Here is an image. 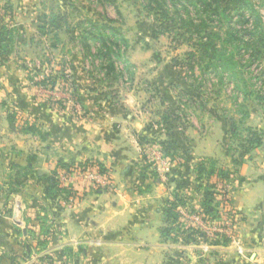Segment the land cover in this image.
<instances>
[{
    "label": "rangeland",
    "instance_id": "obj_1",
    "mask_svg": "<svg viewBox=\"0 0 264 264\" xmlns=\"http://www.w3.org/2000/svg\"><path fill=\"white\" fill-rule=\"evenodd\" d=\"M147 1L116 0L114 6L104 7L93 0H0V32L5 33L2 30L7 27L8 41L4 44L10 50L0 54V65L10 63L23 68L36 97L49 104L63 102L77 117L83 112L80 91L85 92L87 103L100 105L98 113L109 108L127 116H144L148 123L144 152L152 164L153 177L165 184L172 165L180 158L175 153L176 143L171 144V135L180 137L185 128H190L202 136L205 144L221 148L225 156H212L202 162L209 169L210 161H217L216 168L228 170L230 179L217 173L200 183L202 189L213 186L210 191L216 218L205 220L204 206L198 212L189 203L180 206V220L172 228L170 239L163 237L159 243L165 247L169 264L246 263L251 259L246 247L257 245L258 239L246 237L249 223L237 208L233 189L236 174L247 157L246 139L251 137L247 129L261 134L264 142V54L254 58L256 46L229 38L225 23L216 20L210 29L224 39L216 42L219 53L210 61L200 54L195 46L198 40L181 18L165 17L156 5L150 8ZM250 2L261 17L260 32L264 33V0ZM230 17L237 31L254 27L252 21L239 23L234 11ZM245 17L250 19V14L246 12ZM89 19L115 27L128 41L121 52L132 67L123 77H106L93 43H88L90 49L83 47L84 23ZM225 49L228 58L234 56L235 64L230 66L233 78L224 75V70L207 69L215 65ZM190 53L195 56L190 57ZM219 130L224 134L221 139L217 136ZM159 152L167 165L162 175L156 170L158 161H162ZM75 186L82 191L81 185ZM108 187L114 188L112 179ZM81 200L77 199L75 207ZM61 202L64 208H73ZM222 229L223 234L216 233ZM193 231L197 234L191 236ZM262 260L264 264V253Z\"/></svg>",
    "mask_w": 264,
    "mask_h": 264
},
{
    "label": "crops",
    "instance_id": "obj_2",
    "mask_svg": "<svg viewBox=\"0 0 264 264\" xmlns=\"http://www.w3.org/2000/svg\"><path fill=\"white\" fill-rule=\"evenodd\" d=\"M35 94L23 68L0 65V264H27L43 255L54 264H169L159 243L166 204L180 182L188 206L203 207L195 168L224 151L185 128L171 138L180 158L165 184L145 158L144 116L109 108L98 113L100 105L87 103L80 91L83 112L77 117ZM89 160L110 171L112 190L91 189L70 209L49 197L48 179L60 163ZM235 180L236 205L249 223L246 237L258 239L252 247L248 242L251 259L242 263L262 264L264 145L247 154Z\"/></svg>",
    "mask_w": 264,
    "mask_h": 264
},
{
    "label": "trees",
    "instance_id": "obj_3",
    "mask_svg": "<svg viewBox=\"0 0 264 264\" xmlns=\"http://www.w3.org/2000/svg\"><path fill=\"white\" fill-rule=\"evenodd\" d=\"M116 0H93L94 3H97L100 6H114L116 4ZM147 4L151 8L153 5L158 7L165 17H179L182 19L183 23H186L188 26L189 32L194 36L198 42L195 46L199 49L200 54L203 55L204 58L213 61L216 59L217 54L219 53L216 42L218 40H222L223 35L219 32L211 31V27H215V21H219L222 25H226V33L229 38H235L241 43L245 45H251L255 47V53L253 57L258 58L262 57L264 54V33L260 32V23L261 17L259 13L255 10L253 4L250 0H148ZM231 11L236 12V15L239 18V23L246 24L249 21L253 23V29L249 31H237L233 27V21L231 16ZM248 12L250 14V19H246L245 13ZM86 28L84 29V43L83 47L90 49L89 42H92V46L96 48V57H100L103 61L101 69L105 71V75L108 78L114 77L117 79L119 77H123L125 71H128L132 65H130L125 57V54L121 52L122 45L128 47V41L120 35L118 30L109 25V24H99L93 20H87L84 23ZM4 32H0V54L6 55L10 52L9 46L4 44L8 41L5 37H7L8 30L7 27H3ZM224 39V38H223ZM228 42V41H225ZM227 49H225L224 53L221 54L220 59L211 64L207 69H213V72L224 70V75H229L231 78L234 77L232 73V69L230 66H234L233 62V54L231 58H228ZM190 57H194L195 53H190ZM219 57H217L218 59ZM124 64L123 68H120L119 65ZM54 106H59L61 108H65L63 102L54 101L51 103ZM249 133H251V137H248L246 143L249 144V147L245 149V154L251 153L255 148L264 145L262 141V135L257 131H253L251 129H247ZM173 138V135H171ZM146 143V139H143L142 144ZM176 143V141L172 140L171 144ZM164 146H167V143H163ZM244 148V147H243ZM147 161V155H145ZM152 164H149V168ZM216 165H218L217 161H210V167L207 169V164L202 162L197 167V182L201 183L204 181V177L211 178L215 174H220L221 178L225 180L230 179V172L224 169H217ZM83 167V168H97L100 174L105 177L110 176V171L106 169L101 163H98L93 160L85 161L78 164H67L60 163L58 167L53 171L50 175L49 189L48 195L51 199L55 201H70L71 199L79 198L82 199L83 196H80L77 192H75L71 187L64 186L59 179L60 172L71 173L75 167ZM177 190L173 197L167 202L164 212L165 225L161 229V234L165 239H170L172 234V228L175 226V223L180 220V214L178 213V208L180 206H186L188 203V199L184 193L181 192L183 186L180 182L177 183ZM202 186V185H201ZM200 186V187H201ZM213 186H206V189L203 190V206H204V219L211 217V219L216 218V209L213 207L214 195L210 191V188ZM193 234H197L196 231H193ZM189 236V238H191ZM26 260L30 259L31 251H27ZM55 259L50 255H43L38 258L37 264H54Z\"/></svg>",
    "mask_w": 264,
    "mask_h": 264
},
{
    "label": "built area",
    "instance_id": "obj_4",
    "mask_svg": "<svg viewBox=\"0 0 264 264\" xmlns=\"http://www.w3.org/2000/svg\"><path fill=\"white\" fill-rule=\"evenodd\" d=\"M158 157L159 159H161V152H159ZM156 170L157 172L160 173V175H162V173L167 170V165H165L163 160L161 162L158 161V164L156 165ZM59 179L64 186L71 187L79 195H83L87 191L94 188L108 187L110 180L108 177H105L104 175L100 174L97 168H91V167L83 168L77 166L71 173H66L64 171L60 172ZM75 183L79 184V186L81 185L82 191H79V188L75 186ZM82 184L84 185L83 187ZM77 199L78 198L71 199L68 202L64 201L63 204L75 207L78 204ZM223 231L224 230L222 229L220 231L217 232L215 231V232L217 234H223ZM37 260L34 257L31 260H29L27 264H37Z\"/></svg>",
    "mask_w": 264,
    "mask_h": 264
}]
</instances>
